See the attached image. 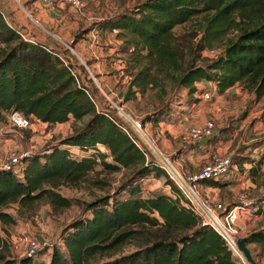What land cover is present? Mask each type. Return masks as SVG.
Returning a JSON list of instances; mask_svg holds the SVG:
<instances>
[{"label": "trees", "instance_id": "trees-1", "mask_svg": "<svg viewBox=\"0 0 264 264\" xmlns=\"http://www.w3.org/2000/svg\"><path fill=\"white\" fill-rule=\"evenodd\" d=\"M195 19H200L198 30L176 36L177 27ZM94 32L116 33L118 52L128 59L126 99L149 89L165 96L170 85L198 102L193 96L203 94L197 87L202 82L215 85L218 95L242 85L257 100L264 97V0H138L134 9L96 22L88 34ZM230 32L235 35L223 53L203 59L205 50ZM31 40L0 10V123L14 111L44 124L87 121L51 146L50 154H33L18 171L0 169V264H239L226 242L199 224L158 163L114 115L100 109L81 76L83 72L93 85L83 65L77 69L74 57L63 55L69 54L66 48L61 54ZM79 41L77 35L75 43ZM148 119L146 124L158 125L168 118L159 112ZM77 152L88 156L77 158ZM232 161L241 169L254 162L239 156ZM257 165L253 176L264 166V150ZM98 167L107 173L132 171V179L115 194L87 204L86 216L62 229V246L55 245L48 260L14 256L9 238L18 217H33L42 203L55 211L72 207V199L59 189L79 186ZM153 176H164L168 189L144 198L142 183ZM201 184L227 186L224 180ZM12 206L15 213L8 211ZM126 245L133 251L113 258ZM246 246L251 254L252 246L264 247V229L251 233Z\"/></svg>", "mask_w": 264, "mask_h": 264}, {"label": "rangeland", "instance_id": "rangeland-1", "mask_svg": "<svg viewBox=\"0 0 264 264\" xmlns=\"http://www.w3.org/2000/svg\"><path fill=\"white\" fill-rule=\"evenodd\" d=\"M39 1L5 0L6 4L16 9L12 15L15 22L6 15L8 20L30 39L44 42L59 50L61 54L66 48L69 54L63 55L70 58L73 56L71 61L77 65V69H79L78 65H83L86 69L84 65L86 63L88 66L86 71L93 80V85L87 82L83 72L81 76L90 87L91 93L95 95L98 106L114 115L130 132L137 144L147 152L150 160L162 163L165 159L175 170L186 172L189 171L187 168L189 164L182 158L191 147L198 145L210 150L209 161L214 155L231 158L249 157L254 160L253 163H247L242 169L233 166L232 173L226 177L234 185L227 190L210 192L208 196L205 186L203 191L201 188L202 195L225 204H231L240 195L255 200L264 199V166L258 172L256 170L254 176L251 174V170L258 167L260 152L264 150V146L260 145L264 140V97L257 100L242 85H236L225 94L218 95L215 85L202 82L197 87L204 91L203 94L193 96L198 102L190 101L191 97L187 91L170 85L166 87L165 96L161 95L160 90L149 89L144 95L136 93L135 96L130 95V98L126 99L130 82V75L126 71L128 59L118 52L119 42L115 39L116 33L98 36L97 32L93 35L88 32L96 22L134 9L138 0H85L86 8L83 11L62 6L54 12L46 11L40 7L41 4L35 6ZM0 7L2 8L1 4ZM199 23L200 19H195L177 27L176 36L193 33L199 29ZM77 35L80 41L75 43ZM234 35V32H230L222 41L208 47L202 56L205 57L203 59L212 60L209 52L213 49L222 54L226 44ZM68 45H73V50L68 48ZM88 61L91 66L88 65ZM206 93L209 98L205 97ZM159 112L164 113L169 120L168 123L164 121L158 125L146 124L150 116ZM169 113L172 114L170 118ZM86 121V119L71 121L64 125L34 121L31 122L30 128L23 130L14 128L7 117L0 123V168L12 153L30 151L41 155L47 148L60 144L75 129L82 128ZM208 122H214L216 127L211 138L190 142L184 139L190 128L201 127ZM173 127L181 132L178 131L179 138L176 140L178 146H175V142L170 139L169 130ZM158 135L160 139L162 136L167 141H165L166 145L158 140ZM169 146H173L172 155L162 149ZM77 154L75 156L77 158L88 156L83 152ZM234 175L237 177L231 178ZM130 179H132V171L107 173L98 167L79 186L61 187L59 192L72 199V207L55 211L49 203H42L33 217H18L15 228L10 229L9 241L12 254L22 257L27 252L28 241L38 240L41 248L34 257L48 260L62 229L76 219L85 217L87 204L98 197L115 194L120 185ZM97 182H102L104 185H96ZM142 186L141 196L144 198L164 193L168 189L164 176L146 179ZM227 191H231L230 194ZM8 211L15 213L16 207L12 206ZM262 229H264V211L250 221L251 233ZM3 235H6L5 232ZM132 251V245H126L119 249L113 258ZM251 251L255 264H264V247L252 246ZM107 259L109 258H105Z\"/></svg>", "mask_w": 264, "mask_h": 264}, {"label": "built area", "instance_id": "built-area-1", "mask_svg": "<svg viewBox=\"0 0 264 264\" xmlns=\"http://www.w3.org/2000/svg\"><path fill=\"white\" fill-rule=\"evenodd\" d=\"M42 7L48 12H54L62 6H69L74 10L83 11L86 8L85 0H40ZM21 36L32 41L28 35L20 31ZM212 59L218 58L220 52L211 50ZM209 98V95H205ZM11 125L16 129H28L31 122L22 113L14 111L8 115ZM214 122H208L201 127H192L184 139L186 141L207 140L215 131ZM52 149L47 148L42 154H50ZM33 155L32 152L12 153L7 162L0 169H20L21 162ZM163 157V155L160 153ZM164 159V158H162ZM173 184L178 188L180 198L188 210L196 217L202 227L213 229L227 244L234 259L239 264H251L238 245L240 239H246L250 234V221L256 219L264 211V199L255 200L246 195H240L233 204L218 203L213 199L202 195V181H218L227 177L233 171L231 157L214 155L207 165L198 172L175 170L165 159L158 163ZM55 245L62 246L59 238ZM41 243L38 240H29L27 252L23 256L34 257Z\"/></svg>", "mask_w": 264, "mask_h": 264}, {"label": "crops", "instance_id": "crops-1", "mask_svg": "<svg viewBox=\"0 0 264 264\" xmlns=\"http://www.w3.org/2000/svg\"><path fill=\"white\" fill-rule=\"evenodd\" d=\"M5 0H0V4L2 5V8L0 7V10L5 14V15H8L11 20L13 22H15V19L13 18V11H15L16 9L13 8L12 5H8L4 2ZM19 1V0H18ZM14 4V3H13ZM41 4V1L39 2H36L35 3V6H39ZM15 5V4H14ZM42 7V6H40ZM42 9V8H41ZM93 35V33H91ZM90 34V35H91ZM91 38V37H90ZM93 53V52H91ZM208 94V93H206ZM170 115L172 116V114L170 113ZM170 115H169V118H170ZM171 120H172V117H171ZM167 123L169 122L168 119H166ZM179 128V127H177ZM178 129H176V127H173L172 129L169 130V134H170V139L172 141L175 142V146H178L179 143L176 141L177 138H179V134H178ZM180 132V131H179ZM73 133V131L71 132ZM181 133V132H180ZM158 140H160L162 142L163 145H166V140L163 139V137L161 136V139L158 135ZM166 141V142H165ZM173 146H169V148H162L163 150H165L166 153L168 154H173V150H172ZM211 154L210 150L208 148L204 149L202 147V145H198L197 147H191L189 149V151L185 154V157H183L182 159L185 160V161H188V164L187 165V168L191 169V172H198L200 171L205 165H207L209 163V155ZM186 165V163H185ZM238 168V167H237ZM234 169V168H233ZM179 170V169H178ZM237 177V175L235 176H232L231 178H235ZM224 180L225 184L227 186H225L224 188H213V187H209L207 186L206 187V195L208 196V194H210V192H219L221 190H227V188H229L230 186L234 185L232 181H230L228 178H224L222 179ZM204 187L205 185L202 186V191L204 190ZM228 194H230L231 191H227ZM235 201H233L231 204H233ZM227 205H230V204H227Z\"/></svg>", "mask_w": 264, "mask_h": 264}, {"label": "water", "instance_id": "water-1", "mask_svg": "<svg viewBox=\"0 0 264 264\" xmlns=\"http://www.w3.org/2000/svg\"><path fill=\"white\" fill-rule=\"evenodd\" d=\"M68 48H70L71 50H73V45H68ZM86 69L88 70V66L86 63H84ZM238 245L239 248L241 249V251L243 252V254L245 255L247 261L251 264H255V260L253 259L250 250L248 249V247L246 246V239H240L238 241Z\"/></svg>", "mask_w": 264, "mask_h": 264}]
</instances>
